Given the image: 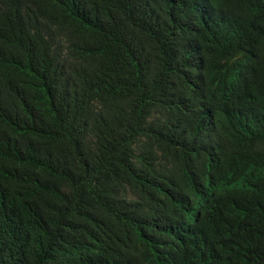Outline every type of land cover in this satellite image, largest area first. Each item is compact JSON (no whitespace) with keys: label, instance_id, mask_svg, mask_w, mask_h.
Returning a JSON list of instances; mask_svg holds the SVG:
<instances>
[{"label":"trees","instance_id":"16d2710c","mask_svg":"<svg viewBox=\"0 0 264 264\" xmlns=\"http://www.w3.org/2000/svg\"><path fill=\"white\" fill-rule=\"evenodd\" d=\"M0 264H264V0H0Z\"/></svg>","mask_w":264,"mask_h":264}]
</instances>
